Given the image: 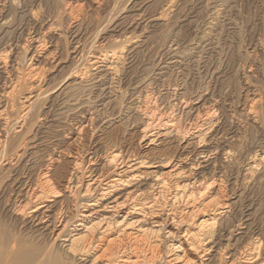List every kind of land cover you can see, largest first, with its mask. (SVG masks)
<instances>
[{
    "label": "rangeland",
    "instance_id": "obj_1",
    "mask_svg": "<svg viewBox=\"0 0 264 264\" xmlns=\"http://www.w3.org/2000/svg\"><path fill=\"white\" fill-rule=\"evenodd\" d=\"M9 1L4 0L1 2L0 17L8 19L9 23L3 24L7 26L0 25V50L7 49L9 51V47H13L16 42L18 45L16 44L15 48H11V52L0 57L3 56L4 58L2 63L0 61V92L2 91L0 94V111L4 109V107H1L5 104L2 101L6 102L5 114L8 123H10L7 129L4 128L0 131V142L3 143L0 144V158L3 155L5 156L0 159V188L3 189L2 195H0V264H62L63 262L58 259V257L60 258L59 253L51 252L54 250V245L58 246L55 248L56 251H58L57 249L63 251L61 246L59 247L62 244L60 240L63 237L59 240H53L58 231L53 235V232L50 233L49 230L44 232L40 230L42 225H31L32 213H28L30 210L23 212L25 214L16 213L12 208L9 211L8 205L12 206L15 201V197L9 193L12 190V179H17L20 184H25L32 189L35 186L33 189L35 193L40 190L38 188L39 184L46 191H49L50 188L54 189L55 192L53 193L49 191L48 198L44 202V206H47L46 210L51 212V215H57L58 213L64 216L66 220L73 224L75 222L73 218L77 214L74 204L78 202V193L83 191L82 185L96 174L107 176L111 171V166H108L105 160L111 152H116L115 150L118 149L123 151V157L134 156L151 164L156 162L153 167L142 168L137 172L150 174L149 177L159 174H163L160 175L161 177H164L165 174L167 175L165 177H169L170 189L167 190L168 193L166 192L165 199L160 202V207L164 209L159 208L161 214L148 220L149 222H157L155 224L158 225L153 228L154 231L159 227L162 230L158 233H152L153 235L150 233L151 235L147 236L148 243L154 246L161 245L163 249L165 244H176L180 247V250H184L182 255L180 250L171 251L170 249L169 259L166 260H173L175 255H179L180 258H175L176 261H170L168 264H199L197 258L193 255L194 253L189 250L188 242L185 238L180 237L183 235L184 230L193 232L199 221L207 218L205 216L210 211L206 215L194 217L191 224L184 223L180 228L174 224L175 222L172 223L170 219L176 215L178 217L182 209L187 211L190 209L189 207H197L201 202L207 203L217 197L219 202H229L231 204V210L227 214V218L222 219L225 227L233 224L236 228H234L235 230L231 229L230 233L229 231L227 233L225 231L221 232L220 235L222 236L220 241H217L218 245L203 257V260L209 258V262L206 261L205 264H247L242 259L240 261L236 258L239 257V252L249 249L255 243L258 246L256 250L258 258L253 263L248 264H264V172L259 171L258 175H255L254 181L243 182L241 177L247 164V156L254 151L259 152L256 148L261 145V142H264V50L262 51L264 49V0H221L223 3L218 2L221 5L218 4V9L216 8L218 12L214 14L210 3H207L208 0H190L191 2L189 0H144V2H142L143 0H139L140 2L138 0ZM125 1H127V6L124 3ZM168 1H171L172 4L175 3V6L171 4V7L165 10ZM132 5H135V9ZM137 7L140 9H137ZM160 8H163L165 14H167L165 17L156 20L155 23H147L134 18L143 11V15H146V17L162 13ZM127 16L129 21L126 22ZM230 18H234L233 21L236 23L235 36L232 35L229 29ZM44 19L50 20L49 24L52 23L51 30L46 35L48 38L46 39L47 43L44 45L45 47L42 46V49L36 52L30 61L29 57H31L34 50L29 47L30 50L24 55L20 45L21 48L25 44H27L25 46H28L29 29L43 26L41 21ZM133 19L136 20L133 21ZM121 21L127 27L122 25ZM129 22L132 23L128 24ZM118 23L122 25L119 26L120 28H116V25H120ZM136 25L138 27H135ZM76 28L80 31L77 32ZM124 29L126 33H124ZM119 32H123L124 35L119 34ZM72 36L80 40L78 46H80L79 50L82 51L80 53L83 55L76 56L72 53L74 41H76ZM126 37L128 39H125ZM130 37L133 38L130 40ZM125 40H129V42H125ZM260 41L261 45L259 44ZM121 44L124 46V54H121V60L119 59L117 63L114 60L111 70L108 71L102 67L97 71L93 69L90 65L94 61L93 54L97 56L100 48L104 51L106 49L111 50L112 48H119ZM90 46L92 47L90 48ZM131 48L135 49H133V53ZM87 51L89 53L86 56ZM171 55L175 58L173 59ZM23 56H25V60L21 63ZM112 61L108 58L107 63L105 62L103 65L110 66ZM247 62H250L251 69L247 67ZM80 73L83 74V77H79ZM7 77L12 82H16L12 92V85L2 86L3 79ZM245 78H248V81L251 80V85L254 84L259 89L258 96L261 100L257 103V107L261 115L260 121L258 120L253 124L248 120L245 124H240L241 130L239 132L241 135H237L232 140H227L228 138L226 140L223 138L222 140L221 138L217 139L214 142L215 144L212 143L209 146L207 144H197L196 134L192 133L194 130L183 134V129L193 121V117L197 113H199V118L204 119L203 115L213 109L214 112L211 111V121L217 122L216 125L219 126L217 132L221 131V135H225L230 123V109L227 105L233 98H238L236 100L241 99ZM254 81L255 83H253ZM67 85L69 86L66 90L65 86ZM8 91L10 92L7 95L8 97L3 95L4 92L7 93ZM136 92L140 94V98H137L141 101L138 100L139 103L136 102ZM36 94L39 98L32 106L31 113L24 119L26 126L23 127V131L17 133L21 125L17 126L20 119L18 114L26 104L23 103L24 98ZM183 100L188 101L189 104H180ZM239 111V109H236L237 115L240 114ZM149 112L156 115H165L161 119L167 121L171 120L170 118L180 117L182 123L180 122V124L178 123L179 126L177 125L180 132H172L164 136L162 135V133H165L164 127L160 126L161 128L154 130L155 134L160 133L159 136L142 138V128L148 122L144 116ZM138 121L139 123H137ZM2 124L3 121L0 120V125ZM147 124H150V121ZM211 134L212 132L207 134L204 139L207 141ZM32 137L33 139H31ZM152 139L154 141L149 143ZM18 141L20 145H18ZM213 146L218 149L211 156V164L207 167H204L206 164L195 166L194 157L197 153L203 149L214 151ZM223 150H229V156H223ZM22 153L23 155H20ZM16 155L20 156L18 160ZM27 156H30V158ZM6 157H12V163H9L11 160H5ZM166 159L171 160L170 163H165V165L164 161L166 162ZM190 164H193L192 169L190 168L192 171L189 169ZM261 166H264V163L261 162ZM179 170H181L179 175L173 174ZM16 175L17 178H15ZM200 176L204 179H201ZM146 180L149 182V179ZM193 180L198 181L199 184L197 183L190 190L194 194L203 191L201 197L196 195L192 203L188 201V205L181 200L175 202L171 209L174 210V213L176 211L177 213H175L176 215L174 213V215L170 214L168 211L171 202L167 198L168 195L180 191L179 187H176L175 190L176 184L192 183ZM209 180L211 182L212 180L215 181L210 184ZM46 181L47 183H45ZM67 181L71 182V186H74L73 192L70 190L71 195L65 189ZM205 184H210L207 189H205ZM198 185L199 187H197ZM133 188L120 187L114 194L121 196L125 191ZM54 193L56 194L54 195ZM165 202H169L166 203L167 206ZM126 211L125 209L118 211V215L111 219L121 221ZM106 212L108 211L103 214L109 216V213ZM182 218H184V215ZM198 218L199 221H197ZM174 220H177V218ZM72 228L69 227V229ZM120 230H122V227L108 229L103 240L104 245L101 248L106 246L108 240L117 237ZM128 232L134 233L135 230ZM167 233L171 234L168 236ZM115 240L116 242L119 241ZM197 240L194 239V242ZM226 241H228V246L223 252H219L218 248L225 245ZM52 244L53 247H51ZM207 246L209 247V245ZM50 247L51 250H49ZM244 248L245 250H243ZM101 250H96L97 253L95 254L99 255ZM89 257H91V254ZM89 257L70 255L71 261H69L71 264H89L91 261ZM83 259L85 261H81ZM188 259L191 261H188ZM232 259H234L233 262H231ZM104 263H106L105 258H102L96 264Z\"/></svg>",
    "mask_w": 264,
    "mask_h": 264
},
{
    "label": "bare ground",
    "instance_id": "obj_2",
    "mask_svg": "<svg viewBox=\"0 0 264 264\" xmlns=\"http://www.w3.org/2000/svg\"><path fill=\"white\" fill-rule=\"evenodd\" d=\"M4 0H0V12H1V8H2V4L1 2H3ZM9 1V0H7ZM13 1V0H12ZM16 2V0H14ZM129 1V0H127ZM125 1V5H126V2ZM139 1V0H138ZM142 1V0H140ZM139 1V2H140ZM172 1V0H171ZM171 1H168V3L166 4V9L167 8L169 9V7H171V4L172 2ZM190 1V0H189ZM188 1V2H189ZM192 1V0H191ZM190 1V2H191ZM210 1V2H208ZM207 3H210L211 5V10L213 12V14L215 12H218L217 11V7H218V2H222L221 0H208ZM225 1V0H224ZM14 2V3H15ZM144 2V0L142 1ZM233 2V1H232ZM10 3V1H9ZM12 3V2H11ZM129 3V2H128ZM223 3V2H222ZM141 4V3H140ZM175 4V3H174ZM172 4V6L174 5ZM189 4V3H188ZM192 4V3H191ZM13 5V3H12ZM128 5V4H127ZM126 5V6H127ZM136 5V4H135ZM134 5V6H135ZM221 5V4H219ZM132 5V7H134ZM165 6V5H164ZM175 6V5H174ZM181 6V5H180ZM205 6V5H204ZM225 6V5H223ZM161 7V6H160ZM18 8V7H17ZM139 7H137L138 9ZM209 8V6H208ZM217 8V9H216ZM135 9V7H134ZM136 9V10H137ZM140 9V8H139ZM161 9V8H160ZM171 9V8H170ZM178 9V8H177ZM191 9V8H190ZM224 9V8H223ZM130 10V9H129ZM142 10V9H141ZM162 13H157L156 15H153V16H150V17H146V15L144 16L143 15V12H139L140 14L136 15V17H133L134 18H137L140 20H142L143 22H147V23H155L156 20H159L161 17H165V10L162 8L161 9ZM209 10V9H208ZM230 10V9H229ZM228 10V12H229ZM30 11V10H29ZM131 11V10H130ZM135 11V10H134ZM186 11V10H184ZM156 12V11H155ZM154 12V13H155ZM164 12V13H163ZM211 12V13H212ZM233 12V11H232ZM30 13V12H29ZM189 13V11H188ZM1 14V13H0ZM147 14V13H146ZM212 14V15H213ZM32 15V13H31ZM150 15V14H149ZM152 15V14H151ZM182 15V14H181ZM216 15V14H215ZM171 16V15H170ZM264 16V15H263ZM262 16V17H263ZM131 17V16H130ZM132 17V18H133ZM1 18V17H0ZM3 18V17H2ZM0 20V25H3L5 23L8 22V19H2ZM14 18V17H13ZM46 18V17H45ZM125 18V17H124ZM123 18V20H124ZM171 18V17H170ZM184 18V17H183ZM207 18V17H206ZM31 19V18H30ZM35 19V18H34ZM165 19V18H164ZM234 18H230V23H228V25L230 26L229 29H230V32L232 33V35H234L236 32V23L233 21ZM264 19V18H263ZM28 20V19H27ZM72 20V19H71ZM112 20V19H110ZM132 20V19H131ZM136 20V19H133V21ZM204 20V19H203ZM46 21V23H45ZM49 21L48 19H44L41 21V23H43V26L40 25L39 27H34V28H31L29 29L28 31V46H25L23 45L22 48H21V45H20V49L23 51L22 53L25 55L26 52L28 50H34L31 55V57H29L30 61L31 59L35 56L36 52L39 50V49H42L41 47L44 46L46 43H47V34L49 33V31L51 30V27H52V23L49 24ZM126 22L129 21L128 20V16L126 17ZM182 21V20H181ZM212 21V20H210ZM2 22V23H1ZM13 22V21H12ZM32 22V21H31ZM123 23V21H121ZM189 22V21H188ZM205 22V21H204ZM261 22V21H260ZM264 22V21H263ZM9 23V22H8ZM116 23V22H115ZM132 22H129L128 24H130ZM136 23V22H135ZM146 23V24H147ZM179 23V22H178ZM218 23V22H217ZM78 24V23H77ZM106 24V23H105ZM109 24V22H108ZM110 24H111V21H110ZM120 24V23H118ZM261 24V23H260ZM23 25V24H22ZM55 25V24H54ZM70 25V24H69ZM112 25V24H111ZM124 25L125 27H127L124 23L122 24ZM121 24L120 25H116V28H120L122 26ZM148 25V24H147ZM151 25V24H150ZM156 25V24H155ZM264 25V24H263ZM3 26H7V25H3ZM17 26V25H16ZM110 26V25H109ZM120 26V27H119ZM142 26V25H141ZM146 26V25H145ZM144 26V27H145ZM160 26V25H159ZM186 26V25H185ZM217 26V25H216ZM105 27V25H104ZM113 27V26H112ZM135 27H138L137 25ZM140 27V26H139ZM153 27V26H151ZM157 27V26H156ZM163 27V26H162ZM262 27V26H261ZM80 28V26H79ZM115 28V27H114ZM130 28V27H129ZM158 28V27H157ZM211 28V27H210ZM218 28V27H217ZM75 29V28H74ZM105 29V28H104ZM102 29V30H104ZM122 29V28H121ZM126 29V28H125ZM124 29V33H126ZM143 29V27H142ZM152 29V28H151ZM163 29V28H162ZM161 29V30H162ZM66 30V29H65ZM77 30V28H76ZM75 30V32H76ZM119 30V29H118ZM134 30V29H133ZM131 30V31H133ZM146 30V29H145ZM144 30V31H145ZM148 30V28H147ZM264 30V29H263ZM13 31V30H12ZM80 31V30H77V32ZM114 31V30H113ZM130 31V32H131ZM142 31V30H141ZM140 31V33H141ZM210 31V30H209ZM7 32V31H6ZM5 32V33H6ZM15 32V31H14ZM56 32V31H55ZM73 32V31H72ZM129 32V31H128ZM127 32V33H128ZM221 32V31H220ZM229 32V33H230ZM80 33V32H79ZM123 34V32H119V34ZM143 33V31H142ZM204 33V32H203ZM219 33V32H218ZM228 33V32H227ZM239 33V32H238ZM19 34V33H18ZM121 34V35H122ZM221 34V33H220ZM219 34V35H220ZM260 34V33H259ZM70 35V34H69ZM76 35V34H75ZM120 35V36H121ZM124 35V34H123ZM140 35V34H139ZM203 35V34H202ZM27 36V35H25ZM46 36V37H45ZM78 36V35H77ZM127 36V35H126ZM130 36V35H128ZM143 36V35H142ZM235 36V35H234ZM70 37V36H69ZM74 37V39H76V41H74V47L72 48L73 49V54H76L79 55V54H82L80 52H82L80 49V46L79 45V39H77V37L75 38V36H72ZM125 37V36H124ZM208 37V36H207ZM211 37V36H210ZM258 37V36H257ZM27 38V37H26ZM119 38V37H118ZM123 38V37H122ZM133 37H130V40L132 39ZM139 38V37H138ZM218 38V37H217ZM69 39V38H68ZM112 39V38H111ZM125 39H128L127 37ZM145 39V38H144ZM228 39V37H227ZM3 40V39H2ZM19 40V39H18ZM66 40V39H65ZM115 40V39H114ZM147 40V39H146ZM179 40V39H178ZM201 40V39H200ZM261 40V39H260ZM8 41V40H7ZM10 41V40H9ZM15 41V40H14ZM49 41V40H48ZM136 41V40H135ZM216 41V40H215ZM214 41V42H215ZM231 41V40H230ZM116 42V40H115ZM122 42V40H121ZM125 42H129V40H125ZM147 43V41H145ZM143 42V43H145ZM245 42V41H244ZM243 42V43H244ZM257 42V41H256ZM263 42V40H262ZM14 43V42H13ZM120 43V42H119ZM124 43V42H123ZM149 43V41H148ZM196 43V42H195ZM17 44V42H16ZM16 44H14V48L16 47ZM31 44V45H30ZM142 44V43H141ZM174 44V42H173ZM217 44V43H216ZM261 45V41L259 43ZM264 44V42H263ZM18 45V44H17ZM179 45V44H177ZM176 45V46H177ZM191 45V44H190ZM78 46V47H77ZM105 46V45H104ZM229 46V45H228ZM253 46V45H251ZM9 47V45H8ZM13 47H9V51L7 49L5 50H0V57L1 55H4L5 53L8 54L9 52H11V48ZM30 47V48H29ZM45 47V46H44ZM92 46H90L91 48ZM137 47V46H135ZM142 47V46H141ZM146 47V46H145ZM171 47V46H170ZM230 47V46H229ZM248 47V46H247ZM257 47V46H256ZM263 47V46H262ZM82 48V47H81ZM100 48V47H99ZM139 48V47H138ZM194 48V47H193ZM202 48V47H201ZM207 48V47H206ZM246 48V47H245ZM4 49V48H3ZM17 49V48H16ZM87 49V48H86ZM93 49V48H92ZM134 48H131V52L133 51ZM137 49V48H136ZM256 49V48H255ZM71 50V49H70ZM84 50V49H83ZM101 50V48H100ZM98 52L97 56H94L93 54V59L94 61L90 63V65H92L93 69L94 70H99L101 67L102 68H105L106 70H111V66L112 64L114 63V60H116V63L117 61H119V59L122 57L121 54L123 53V50H124V46L121 44L119 46V48H112L111 50H108L106 49L105 51L104 50H101ZM129 50V49H128ZM135 50V49H134ZM138 50V49H137ZM168 50V49H167ZM229 50V49H228ZM264 49H262L263 51ZM88 51H90V49H88ZM84 52L85 55L89 52ZM253 51V49H252ZM13 52V51H12ZM42 52V51H41ZM130 52V53H131ZM134 52V51H133ZM132 52V53H133ZM185 52V51H184ZM254 52V51H253ZM29 53V52H28ZM71 53V52H70ZM129 53V55H130ZM179 53V52H178ZM225 53V52H224ZM5 54V55H6ZM119 54V55H118ZM124 54V53H123ZM200 54V53H199ZM198 54V55H199ZM232 54V53H231ZM252 54V52H251ZM28 55V54H27ZM83 55V54H82ZM90 55V54H89ZM128 55V54H126ZM169 55V54H168ZM190 55V54H189ZM229 55V54H228ZM248 55V54H247ZM70 56V55H69ZM87 56V55H86ZM90 56V57H91ZM124 56V55H123ZM173 56V55H171ZM178 56V55H177ZM253 56V55H252ZM22 57V56H21ZM24 58H22L21 60V63L24 62L25 60V56H23ZM74 57V55H73ZM72 57V58H73ZM191 57V56H190ZM189 57V58H190ZM204 57V56H203ZM250 57V56H248ZM247 57V58H248ZM17 58V57H16ZM108 58H110L111 60H113L111 63L110 66L108 65H103V63H107L108 61ZM175 57L173 56V59ZM180 58V56H179ZM188 58V59H189ZM2 59V60H1ZM19 59V58H18ZM84 59H86L84 57ZM129 59V58H128ZM131 59V58H130ZM233 59V58H232ZM264 59V58H263ZM4 60L3 56L2 58H0V61L2 63V61ZM74 60V59H73ZM121 60V59H120ZM168 60V59H167ZM235 60V59H234ZM247 61V60H245ZM252 61V60H251ZM262 61V60H261ZM124 62V61H122ZM196 62V61H194ZM127 63V62H126ZM245 63V62H244ZM250 62H247V67L249 69H251V65L249 64ZM197 64V63H195ZM261 64V63H259ZM258 64V65H259ZM31 65V64H30ZM86 65H87V62H86ZM89 65V64H88ZM116 65V64H115ZM128 66V65H127ZM153 66V65H152ZM185 66V65H184ZM116 67V66H115ZM121 67V66H119ZM165 67V66H164ZM206 67V66H205ZM262 67V66H261ZM114 68V67H113ZM208 68V67H207ZM83 69V68H82ZM153 69V68H152ZM151 69V70H152ZM253 69V68H252ZM116 70V69H115ZM131 70V69H130ZM177 70V69H176ZM241 70V69H240ZM87 71V70H86ZM121 71V70H120ZM125 71V70H124ZM198 71V70H197ZM214 71V70H213ZM251 71V70H250ZM75 73L77 72L74 71ZM80 72V71H79ZM85 72V71H83ZM100 72V71H99ZM123 72V70H122ZM249 72V71H248ZM11 73V72H10ZM38 73V72H37ZM85 73H88V72H85ZM130 73V72H129ZM172 73V72H171ZM208 73V72H207ZM206 73V74H207ZM99 74V73H98ZM173 74V73H172ZM94 75V74H93ZM171 75V74H170ZM169 75V76H170ZM247 75V74H246ZM39 76V75H38ZM82 76L83 77V74L80 73L79 74V77ZM97 76V75H96ZM114 76V75H113ZM128 76V75H127ZM224 76V75H223ZM253 76V74H252ZM118 77V76H117ZM249 77V76H247ZM217 78V77H216ZM223 78V77H222ZM243 78V77H242ZM251 78V77H250ZM249 78V79H250ZM124 79V78H123ZM131 79V78H129ZM156 79V78H154ZM82 80V78H81ZM87 80V79H86ZM113 80V79H112ZM15 81V80H14ZM142 81V80H141ZM157 81V80H156ZM244 81V80H242ZM2 82V81H1ZM95 82V81H94ZM136 82V81H135ZM140 82V81H139ZM137 82V83H139ZM163 82V81H162ZM13 83V84H12ZM16 82H12V80L10 78H5L3 79V82H2V86H7V85H12V89H11V92L13 91L14 89V84ZM98 83V82H97ZM152 83V82H151ZM250 83V84H248ZM251 80L248 81V78H245V86L243 87L242 85V97L240 100H236L238 98H233V100L231 99L230 100V103L228 106V108L230 109V115H229V120H230V123H229V126H228V129L226 130V134L225 135H221L220 132H217V129L219 128V126L216 125L215 122H212L211 121V111H213V109L209 110L207 113H205L203 116H204V119L202 118H199V113H197L194 117H193V121H191V123L185 127L183 129V134H187L190 132V130H194L192 133L195 135L196 134V138H197V144H202V145H205L207 144L208 146L211 145L212 143L216 142L217 139H220L222 140L223 139H227V140H232V139H235L237 135L240 134V130H241V125L242 124H245V122H248V120L251 122V123H256L258 120L260 121V111L257 107V103L260 102L261 98L258 96V92H259V89H257L254 84L251 85ZM255 83V81L253 82ZM73 84V83H72ZM80 84V82H79ZM92 84V83H91ZM102 84V83H101ZM163 84V83H162ZM161 84V85H162ZM70 85V84H69ZM65 86L66 90H67V87L69 86ZM76 85V84H75ZM100 85V84H99ZM137 85V84H136ZM144 85V84H143ZM207 85V84H205ZM74 86V85H73ZM83 86V85H82ZM96 86V85H95ZM138 86V85H137ZM145 86V85H144ZM167 86V85H166ZM240 86V85H239ZM240 86V87H241ZM11 87V86H10ZM100 87V86H99ZM119 87V86H118ZM147 87V86H146ZM177 87V86H176ZM31 88V87H30ZM64 88V89H65ZM80 88V87H79ZM85 88V87H84ZM90 88V87H89ZM95 88V87H93ZM170 88V87H169ZM168 88V89H169ZM70 89V88H69ZM135 89V88H134ZM145 89V88H144ZM205 89V88H203ZM164 90V89H163ZM173 90V89H172ZM103 91V90H102ZM101 91V92H102ZM209 91V90H208ZM2 92V91H1ZM0 92V94H1ZM61 92V91H60ZM10 92L8 91L7 93L4 92L3 95L7 96ZM100 93V91H99ZM137 93V92H136ZM158 93V92H157ZM208 93V92H207ZM240 93V92H239ZM61 94V93H60ZM172 94V93H171ZM19 95V94H18ZM81 95V94H80ZM122 95V94H121ZM190 95V94H189ZM213 95V94H212ZM79 96V95H78ZM132 96V95H131ZM136 99L137 98H140V94L139 92L137 93L136 95ZM176 96V95H175ZM199 96V95H198ZM8 97V96H7ZM87 97V95H86ZM102 97V96H101ZM182 97V96H181ZM210 97V96H209ZM239 97V95H238ZM19 98V97H18ZM37 98L38 97V94L36 95H33V96H29L27 98H24V102L23 103H26L23 107H22V111L20 112V119L19 121L17 122V126H19V131H17V133L23 131V127L26 126L25 125V118L31 113L32 109H33V105L36 103L37 101ZM153 98V97H152ZM183 98V97H182ZM133 99V97H132ZM145 99H147L145 97ZM184 99V98H183ZM73 100V99H72ZM79 100V99H78ZM84 100V99H83ZM98 100V99H97ZM140 99H137L136 102L139 103ZM157 100V99H156ZM186 100V99H185ZM190 100V99H189ZM198 100V99H197ZM212 100V99H211ZM76 101V100H75ZM88 101V100H87ZM145 101V100H144ZM72 102V101H71ZM74 102V101H73ZM82 102V101H81ZM90 102V101H89ZM141 102V101H140ZM188 101H181L180 104H184L187 103ZM2 103H5L3 106L1 107H4V109H2L0 111V120L3 121V124L0 125V131L2 129H7V126H9L10 123H8L7 121V115L5 114V109H6V102H3ZM145 103V102H144ZM156 103V102H155ZM8 104V102H7ZM74 104V103H73ZM80 104V103H79ZM84 104V103H83ZM97 104V103H96ZM108 104V103H107ZM136 104V103H135ZM189 104V103H187ZM60 105V104H59ZM64 105V104H63ZM138 105V104H137ZM142 105V104H141ZM144 105V104H143ZM142 105V106H143ZM172 105V104H171ZM8 106V105H7ZM83 106V105H81ZM92 106V105H91ZM98 106V105H97ZM140 106V105H139ZM107 107V106H106ZM109 107V106H108ZM185 107V106H184ZM65 108V107H64ZM145 108V107H144ZM173 108V107H172ZM62 109V108H61ZM67 109V108H66ZM72 109V108H71ZM142 109V108H141ZM236 109H239L240 111L238 113H240L239 115H237V112H236ZM54 110V109H53ZM68 110V109H67ZM70 110V109H69ZM83 110V109H82ZM95 110V109H94ZM137 110V109H136ZM152 110V109H150ZM154 110V109H153ZM35 111V110H34ZM121 111V110H120ZM138 111V110H137ZM169 111V110H168ZM171 111V110H170ZM189 111V110H188ZM187 111V112H188ZM56 112V111H55ZM105 112V111H104ZM123 112V111H121ZM147 112V111H145ZM185 112V111H184ZM191 112V111H190ZM214 112V111H213ZM59 113V112H58ZM65 113V112H64ZM102 113V112H101ZM157 113V112H156ZM61 114V113H60ZM67 114V113H66ZM110 114V113H109ZM155 113H150L149 114H146V116H144L148 122L150 121V124H145L144 128H142V132L143 133V136L142 138L144 137H157L159 136V132L155 134L154 130L156 128H161L160 126L164 127L163 130H165L164 134L162 133V135H168L172 132H180L179 130V127H177L178 123L180 124V122L182 123V121L180 120V117L178 118H170L171 120H166V119H161L163 116L165 115H154ZM167 114V113H166ZM189 114V113H187ZM214 114V113H213ZM212 114V115H213ZM35 115V114H34ZM113 115V114H112ZM118 115V114H117ZM129 115V114H128ZM135 115V114H134ZM54 116V115H53ZM56 116V115H55ZM60 116V115H59ZM67 116V115H66ZM138 116V115H137ZM85 117V116H84ZM90 117V116H89ZM61 118V117H60ZM92 118V117H91ZM132 118V117H131ZM137 118V117H136ZM191 118V117H190ZM89 119V118H88ZM140 119V118H139ZM200 119V120H199ZM103 120V119H102ZM166 120V121H165ZM185 120V119H184ZM191 120V119H190ZM213 120V119H212ZM130 121V120H129ZM141 121V120H140ZM218 121V120H217ZM89 122V121H88ZM145 122V121H144ZM139 123V121L137 122ZM69 124V123H67ZM136 124V123H135ZM241 124V125H240ZM16 125V124H15ZM219 125V124H218ZM14 126V125H13ZM179 126V125H178ZM11 127V126H10ZM184 127V126H183ZM10 129V128H9ZM170 130V131H169ZM224 130V131H225ZM223 131V133H224ZM28 132V130H27ZM212 132V134L209 136L208 140L206 141L204 139V137L207 135V134H210ZM175 133V134H176ZM242 133V132H241ZM16 134V133H15ZM241 135V134H240ZM35 136V135H34ZM170 136V135H169ZM168 136V137H169ZM184 136V135H183ZM238 138V137H237ZM33 139V137L31 138ZM1 140V139H0ZM220 140V141H221ZM20 141V140H19ZM18 141V145H20V142ZM28 141V140H27ZM30 141V139H29ZM34 141V140H33ZM38 141V140H37ZM154 141V139H152L149 143H152ZM31 142V141H30ZM206 142V143H204ZM10 143V142H9ZM24 143V142H23ZM22 143V144H23ZM40 143V142H39ZM204 143V144H203ZM0 144H3L0 142ZM33 144V143H31ZM30 144V145H31ZM38 144V143H37ZM215 144V143H214ZM17 145V143H16ZM25 145V144H24ZM23 145V146H24ZM40 145V144H39ZM12 146V145H10ZM14 146V145H13ZM36 146V145H34ZM38 147V146H37ZM200 147V146H199ZM203 147V146H201ZM214 147V146H213ZM6 148V147H5ZM13 148V147H12ZM28 148H29V145H28ZM31 148V147H30ZM215 148V147H214ZM15 149V148H14ZM20 149V148H19ZM27 149V147H26ZM34 149V148H33ZM218 148L216 147L214 149V151L212 150H200L196 157H194V164L195 166H199L201 164H206V166L204 167H207L211 161V156L213 154V152H215ZM258 149L259 152H253L251 155L249 154L246 158V162L247 164L245 165V169L243 171L244 174H242L243 176H241L243 178V182L244 181H249V180H255V175L257 176L258 172L259 171H262L264 172V166H261L260 167V163H264V142L262 143L261 142V145H259L256 150ZM194 150V149H193ZM14 151V150H13ZM25 151V150H24ZM116 152H111L110 155L107 156L106 158V164H108V166L110 165L111 166V171L110 173L107 175V176H103V175H100V174H96L94 176H92L87 182L84 183L83 181V185H82V189L83 191L82 192H79L78 193V202L76 203L75 202V209L77 212V214L75 215V217L73 219H75L72 224V222L68 221L65 219L64 216L62 215H59L57 213L56 214H53L51 215V212H48L46 209L47 206H44V202L47 200L46 198H48V193L49 191H51V193L55 192L54 189L48 188L49 191H46V189L43 188V186L41 184H37L38 188L40 189L38 191V193H35L34 192V187L33 189L30 188L29 186L25 185V184H20L19 181H17V179H12V182H11V188L12 190L9 191V193L12 194L13 197H15V201L14 203L12 204V206H10V204L8 205L9 206V211L11 210V208L13 209L14 212L16 213H23V212H26V211H29L28 213H32V216H31V225L32 224H35L37 226L39 225H42L40 230H43L44 231H48L50 233L53 232V235L54 233H56L57 231V234L55 235V239H53L54 241L56 239H60L61 237V242L62 244L59 245V247L61 246L62 250L63 251H60L59 249H57L58 251H56V247L58 246H55L53 247V244L51 247H53L54 250H52L51 252L55 253L57 252L56 254L59 253V256L60 258L58 257V259L62 260V264H71V260L69 258L70 255H77L78 257L82 256H88L91 254V261L89 262V264H96L97 261H100V259L102 258H105V261L106 263L104 264H168L170 261H174L175 258L176 259H179V255H175L174 256V259L173 260H166V259H169V253H170V249L171 251H175V250H180V247L176 244L174 245H168V244H165L163 249L161 248V245H159L158 247L157 246H154L152 245L151 243H148V239H147V236L151 233H158L159 231H161V227H159L158 229H156L154 231V227H157L158 224H155L157 222H149L148 220L155 217V216H158L159 214H161V210L159 208H163V207H160V202L162 200L165 199L166 197V192L168 193L167 190L170 189V183L168 182V179L169 177H165L167 176L165 174L164 177H161L160 175H163V174H159V175H154L153 177H149V175L143 173H139L137 172L139 169H142V168H146V167H153L154 164L156 163H146L145 161H143L142 159H138V158H135L134 156H124L123 157V151L121 150H115ZM23 152V151H22ZM10 153V151H9ZM14 153V152H12ZM126 153V152H125ZM188 153V152H187ZM223 153V156H229L230 154V151L229 150H223L222 151ZM257 153H260L257 155ZM16 154V153H15ZM30 154V153H29ZM11 155V154H10ZM18 155V154H17ZM16 155V156H17ZM20 155H23L20 154ZM2 156V154H1ZM4 156V155H3ZM2 156V157H3ZM2 157L0 159H2ZM5 157V156H4ZM20 156H17V160L19 159ZM28 157V156H27ZM91 157V156H90ZM95 158V155L93 156ZM257 157L258 160H257ZM23 158V157H22ZM30 158V156L28 157ZM182 158V157H181ZM186 158V157H185ZM256 158V159H255ZM5 160H11L9 161V163H12V157H6L4 158ZM3 159V160H4ZM21 159V158H20ZM51 159V158H50ZM172 159V158H171ZM171 159H166V162L164 161V164L165 163H170L169 161ZM257 160V161H256ZM23 161V160H22ZM25 161V160H24ZM82 161V160H81ZM89 161V160H88ZM256 161V162H255ZM152 162V161H151ZM91 163V161H90ZM208 163V164H207ZM15 164V163H14ZM23 164V162H22ZM29 164V163H28ZM47 164V163H46ZM160 164V163H159ZM162 164V162H161ZM18 165V164H16ZM26 165V163H25ZM24 165V167H25ZM166 165V164H165ZM11 166V165H9ZM14 166V165H13ZM28 166V165H26ZM23 167V166H22ZM106 167V166H105ZM193 167V164H190V167L189 169L191 168L192 169ZM197 168V167H196ZM9 169V168H7ZM21 169V167H20ZM188 169V170H189ZM190 169V170H191ZM195 169V168H194ZM19 170V169H18ZM22 170V169H21ZM20 170V171H21ZM106 170V169H105ZM174 170V169H173ZM177 170V169H176ZM3 171V170H2ZM6 171V170H5ZM140 171V170H139ZM181 170H179L177 173H173L175 175H179ZM192 171V170H191ZM208 171V170H207ZM209 171H212V170H209ZM7 172V171H6ZM143 172V171H142ZM146 172V171H145ZM188 172V171H187ZM190 172V171H189ZM19 173V172H18ZM22 173H24V171H22ZM87 173V172H86ZM85 173V174H86ZM147 173V172H146ZM153 173V172H152ZM191 173V172H190ZM5 174V173H3ZM8 174V172H7ZM89 174V173H88ZM94 174V173H93ZM169 174V173H168ZM172 174V173H171ZM201 174V173H200ZM19 175V174H18ZM203 175V174H202ZM8 176V175H6ZM12 176V175H11ZM152 176V175H151ZM194 176V175H193ZM205 176V175H204ZM19 177V176H18ZM21 177V176H20ZM24 177V176H22ZM81 177V176H80ZM201 177V176H200ZM199 177V178H200ZM4 178V176H3ZM17 178V175L16 177ZM28 178V177H27ZM69 178V177H68ZM85 178V177H84ZM171 178V177H170ZM146 179H149V182H147L148 180ZM201 179H204L201 177ZM199 179V180H201ZM51 180V179H50ZM71 180V178L69 179V181ZM87 180V179H86ZM198 180V179H196ZM196 180H193L192 183H187V184H176L175 185V190H176V187H179L180 191L179 192H175V193H172L171 195H168L169 197H167L171 204H169V211L167 209V211L171 214L174 213V210H172L171 208L173 207L174 203L175 202H178V201H183L184 203H186V205H188V201H190L192 203V201L194 200L195 196H199L201 197V191L197 192V194L191 192V188L193 186H195L198 181ZM211 180V179H210ZM209 180V181H210ZM236 180V179H235ZM29 181V180H28ZM67 181V186H66V190L69 191L70 195L71 193L73 192L72 189H73V185L71 186V182ZM78 181V179H77ZM215 180H212V183H214ZM43 182V181H42ZM69 182V183H68ZM201 182V181H200ZM240 182V181H239ZM251 182V181H250ZM25 183H26V180H25ZM34 183V182H33ZM39 183V182H38ZM47 183V181L45 182ZM78 183V182H77ZM236 183V181H235ZM199 184V183H198ZM206 185L205 186V189H207V187L210 185ZM234 184V183H233ZM169 185V187H168ZM31 186V184H30ZM36 186V187H37ZM233 186V185H232ZM120 187H134L132 190H127L123 193V195L119 196L117 194H114L116 191H118V189H120ZM199 187V185L197 186ZM196 187V188H197ZM236 187V186H235ZM10 188V189H11ZM46 188V187H45ZM168 188V189H167ZM194 188V187H193ZM36 190V188H35ZM70 190L72 192H70ZM178 190V189H177ZM203 190V188H202ZM37 191V190H36ZM150 191V193H148ZM218 191V190H217ZM2 192H3V189L0 188V195H2ZM219 192V191H218ZM56 193H54L55 195ZM120 194V193H119ZM216 194V193H215ZM10 195V194H8ZM69 195V196H70ZM75 195V194H73ZM11 196V195H10ZM75 198V197H74ZM166 198V199H167ZM218 198V197H217ZM211 199L209 200L207 203H204L201 202V204L197 207H189L190 209L189 210H184L182 209L179 214H178V217L175 213H177V211L174 213L176 216L173 217L172 219H170V221L173 223L175 222L174 224L175 225H178L179 228L180 226H183L184 223L186 224H191L192 220L194 219V217L196 216H200V215H206L209 212V214L205 217V219H202L199 221V218L197 221H199V223L195 226V230L193 232L191 231H187V230H184V233L183 235L180 237L182 239L185 238L186 242H188L187 246L189 248V250H191L195 256V258H197V263L199 264H205V262H209V258L208 259H204L203 260V257L205 255H207L209 253V251H211L213 248H215L218 244H217V241H220V237L222 235L221 232L222 231H225L226 233L229 231H231V229H234L236 228V226H234L233 224L228 226V227H225V224L222 222V219H226L227 218V214L230 212V206L231 204H229V202H219L218 199ZM240 198V197H239ZM10 199V197H9ZM11 202V201H10ZM182 202V203H183ZM72 203V202H71ZM163 203V202H162ZM166 203H169V202H165ZM190 203V205H191ZM8 204V203H7ZM73 205V204H72ZM185 205V206H186ZM6 206V204H5ZM49 206V205H48ZM167 206V204H166ZM165 207V206H164ZM80 208V210H79ZM45 209V210H44ZM78 209V211H77ZM122 209H125L127 210L124 217L122 218L121 221H118V220H113L111 218L113 217H116V215H118V211L122 210ZM164 209V208H163ZM44 210V211H42ZM177 210V209H176ZM50 211V210H49ZM105 211H108L106 213H109V216L108 215H104L103 213ZM163 211V210H162ZM166 211V212H167ZM3 212V211H2ZM6 213V212H5ZM65 213V212H64ZM167 213V214H169ZM203 213V214H201ZM25 214V213H23ZM62 214V213H61ZM66 214V213H65ZM64 214V215H65ZM73 214V213H72ZM164 214V213H163ZM173 214V215H174ZM184 215V218H182ZM107 216V217H106ZM168 218V217H167ZM177 220H174L176 219ZM240 218V217H239ZM242 218V217H241ZM187 219V220H185ZM70 220V219H69ZM241 220V219H240ZM156 225V226H154ZM238 226V225H237ZM69 227H73L72 229H69ZM112 227H115V228H118V227H122V230H120V232L118 233V236L115 237L114 239H110L107 241V244L105 247L101 248V246L104 245V237H105V234L107 233L108 229L111 230ZM60 228V229H59ZM38 229V228H37ZM226 229V230H225ZM36 230V229H35ZM39 230V229H38ZM134 231V233H130L128 231ZM235 230V229H234ZM150 234V235H151ZM152 234V235H153ZM168 236L171 234V233H167ZM48 235V234H47ZM177 235V234H176ZM230 235V234H229ZM52 236V235H51ZM167 236V237H168ZM174 236V235H173ZM228 236V234H227ZM150 237V236H149ZM121 238V239H120ZM119 240L118 242H116V240ZM194 239H198L196 242H194ZM184 240V241H185ZM259 241V240H258ZM257 241V242H258ZM228 241H226V244L225 245H222L220 248H218L219 252H223V250L228 246L227 244ZM260 242V241H259ZM260 244V243H258ZM48 245V244H47ZM209 245V247L207 246ZM49 246V245H48ZM186 246V245H185ZM50 247L49 250H51L52 248ZM257 247L256 246V243L252 246H250L249 249H246L245 248L243 250L245 251H241L238 253V256L241 257H237L236 259L237 260H240L242 259L243 262L245 263H253L254 261H256V259L258 258V254L256 252L257 250ZM247 248V247H246ZM101 250V253L99 255H96L95 253H97L96 250ZM96 251V252H95ZM182 255L184 254V250H180ZM94 252V254H92ZM189 254V253H188ZM202 254V255H201ZM201 255V256H200ZM57 256V255H56ZM236 256V255H235ZM188 257V256H187ZM239 258V259H238ZM73 259V258H72ZM57 260V259H56ZM70 260V261H69ZM190 259H188L189 261ZM195 260V259H194ZM75 261V260H74ZM81 261H85V259L81 260ZM176 261V260H175ZM191 261V260H190ZM196 261V260H195ZM234 259H232L231 262H233ZM241 261V260H240ZM55 262V261H54ZM53 262V263H54ZM73 262V261H72ZM58 263V262H57ZM56 264V263H55ZM86 264V263H85ZM208 264V263H207Z\"/></svg>",
    "mask_w": 264,
    "mask_h": 264
}]
</instances>
